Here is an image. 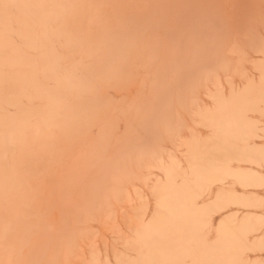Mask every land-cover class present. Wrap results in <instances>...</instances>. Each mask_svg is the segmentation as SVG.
Masks as SVG:
<instances>
[{
	"label": "rangeland",
	"instance_id": "374dc122",
	"mask_svg": "<svg viewBox=\"0 0 264 264\" xmlns=\"http://www.w3.org/2000/svg\"><path fill=\"white\" fill-rule=\"evenodd\" d=\"M0 264H264V0H0Z\"/></svg>",
	"mask_w": 264,
	"mask_h": 264
},
{
	"label": "snow or ice",
	"instance_id": "6c2138e0",
	"mask_svg": "<svg viewBox=\"0 0 264 264\" xmlns=\"http://www.w3.org/2000/svg\"><path fill=\"white\" fill-rule=\"evenodd\" d=\"M226 205H213L211 208L203 209V215H202V224L203 227L206 229L209 226V222L213 221V217L216 216H222L223 210L226 208ZM226 219V218H225ZM225 219H221V228L223 227L225 223ZM219 231V229H218Z\"/></svg>",
	"mask_w": 264,
	"mask_h": 264
}]
</instances>
